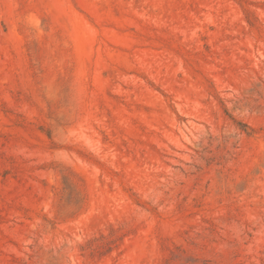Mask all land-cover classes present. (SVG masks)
I'll return each instance as SVG.
<instances>
[{"label": "rangeland", "instance_id": "374dc122", "mask_svg": "<svg viewBox=\"0 0 264 264\" xmlns=\"http://www.w3.org/2000/svg\"><path fill=\"white\" fill-rule=\"evenodd\" d=\"M0 264H264V0H0Z\"/></svg>", "mask_w": 264, "mask_h": 264}]
</instances>
